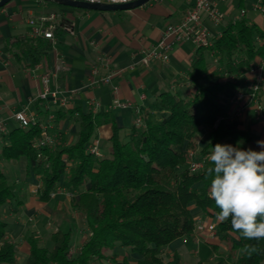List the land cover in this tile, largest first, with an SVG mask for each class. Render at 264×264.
Returning a JSON list of instances; mask_svg holds the SVG:
<instances>
[{"label": "trees", "instance_id": "trees-1", "mask_svg": "<svg viewBox=\"0 0 264 264\" xmlns=\"http://www.w3.org/2000/svg\"><path fill=\"white\" fill-rule=\"evenodd\" d=\"M53 30L60 34L63 29L55 25ZM8 44L26 67L42 62L53 49V41L45 37L19 35ZM212 57H217L213 70ZM260 58L264 59V31L243 15L229 22L212 45L198 48L188 72L196 89L186 95L163 91L155 103L156 112L144 116L142 128L133 124L126 140L121 137L122 127L113 112L103 105L97 111H83L79 106L55 111L57 121L80 112L75 139L55 147L33 146L41 136L39 124L15 127L4 134L0 160H24L27 172L33 171L41 179L43 201L49 200L60 185L68 184L71 204L90 230L73 255L69 231L53 232L52 247L29 236L25 264H101L108 259L113 264H184L178 252L165 258L163 249L177 238L194 239L197 219L192 205L205 214L215 216L217 211L205 179L210 163L199 172H191L186 167L191 151L198 149L197 136L204 128L208 142L202 153L222 140L249 138L247 131L226 124L223 97ZM36 106L41 113L47 112L38 103ZM103 124L112 128L111 155L97 157L87 147ZM15 194L14 185L0 166V264L17 261L16 246L7 238L8 223L2 217L4 205ZM217 236L226 248L204 244L195 264H264V239H242L231 230L230 222L217 224ZM117 245L129 248L138 255L137 260L131 262L125 255L118 262V255L111 253ZM245 245L255 251L245 250ZM215 255L218 259L213 262Z\"/></svg>", "mask_w": 264, "mask_h": 264}, {"label": "crops", "instance_id": "crops-1", "mask_svg": "<svg viewBox=\"0 0 264 264\" xmlns=\"http://www.w3.org/2000/svg\"><path fill=\"white\" fill-rule=\"evenodd\" d=\"M25 1L27 3L24 2L20 8L15 9L17 4L14 0L0 8V115L5 119L8 131L20 126L13 117V113L21 107H27L29 114L35 113L40 119L45 120L50 113L59 109L66 110L79 106L83 111H87V101L92 98L100 101L101 106L103 105L106 110H111L119 126L123 127L131 114L138 115L137 109L143 117L147 113H155V103L163 91L170 90L186 95L196 89L188 75L199 48L194 42L186 40L177 43L166 62L152 60L144 63L142 60L143 49L154 45L167 25L182 20L187 11L193 7L195 0H150L144 5L131 9L93 10L95 13L92 14L90 10L84 9L83 15L87 17L86 20L83 16L81 19L75 16L79 12L74 9L62 10L60 7L62 4L54 1ZM213 1L224 13V19L219 24H215L205 15L203 16L210 30L211 41L221 36L229 22L236 21L243 15L257 23L264 31V1ZM258 4L262 5L263 10L256 8ZM25 10L28 11V17L21 18ZM242 10L245 12L242 13ZM51 13L59 14L52 22L62 27V33L55 34L53 49L47 58L34 67H26L10 51L8 40L19 35L30 36L28 19L33 17L40 20L41 17ZM66 13L69 15H65ZM67 25L72 31L66 29ZM102 54L110 55L112 67L120 72L110 84L88 88L85 84L91 74V67ZM212 55L210 53V56ZM59 56L67 62L68 70L61 72L52 84L59 86L60 94L63 95H69L71 89L76 90L70 95L67 107L58 103H48L38 98L42 90L40 75L47 70H54ZM212 59L211 70L216 66L217 57H212ZM256 65L260 68L249 69L241 76V82L227 89L224 95V102L227 105L226 124L247 131L249 138L239 141L222 140L220 144L239 145L243 149L260 150L256 141L264 140V90L255 97L253 85L258 81L260 73L264 75V59H258ZM105 71L104 68H100L101 74ZM113 85L119 86L116 94L112 90ZM238 89H241L242 96L236 99L235 94ZM115 96L123 102H132L133 106L126 108L112 106ZM37 103L42 110L47 112L41 113L36 106ZM259 103L262 113L258 109ZM79 114L77 110L71 117L67 116L58 121L54 119L50 132L58 135L62 143L69 142L67 137L70 130L74 128V125L70 123V118L78 119ZM111 134L110 124H103L98 128V135L101 139H109ZM3 137L4 135L0 134V149ZM197 142L198 149L202 150L200 138ZM211 149L212 147L209 151ZM0 164L4 168L17 170L16 181L20 185L15 188V197L9 200L6 203L7 206L2 209V217L8 223L7 238L14 242L17 250L15 264H19L24 257L26 261L30 250L29 236L40 238L41 245H43L45 239L51 238L52 233L58 229L71 233L70 253L72 255L77 253L89 237L90 230L81 213L72 206V192L67 185H60L51 193L49 200L43 201L40 199L41 179L33 171L27 172L24 160L1 159ZM191 207L196 214V219L201 217L206 221H215L214 215L205 214L195 205ZM195 238L188 241L186 245L191 251L197 248L199 251L194 255L199 257L204 244L221 243L218 236H211L208 231L195 235ZM182 246L186 247L184 244ZM182 246L177 248H182ZM167 248L168 245L164 249L170 252L171 249ZM131 256L132 258H129L131 262L138 258L135 253H131ZM107 264H112L110 259L107 260Z\"/></svg>", "mask_w": 264, "mask_h": 264}, {"label": "built area", "instance_id": "built-area-1", "mask_svg": "<svg viewBox=\"0 0 264 264\" xmlns=\"http://www.w3.org/2000/svg\"><path fill=\"white\" fill-rule=\"evenodd\" d=\"M1 1V0H0ZM89 2H106V3H126L130 0H84ZM261 2L264 0H260ZM257 9L263 10L261 4L256 5ZM245 10H242L244 13ZM209 18L213 23L219 24L224 19V13L220 10L217 3L213 0H195L193 7L187 11L182 20L177 23H171L165 27L158 41L151 47L143 49L142 60L144 63H149L152 60H160L166 62L169 60L170 53L172 52L174 46L181 42L190 40L194 42L198 47L210 46L212 41L210 40V30L206 25L203 16ZM59 16L58 13H51L50 15L43 16L40 20L35 18L28 19V25L30 26V36L31 37H45L52 41H55L54 26L52 22ZM66 29L72 31L69 25ZM112 59L108 54L100 55L96 63L91 67V74L87 83L85 84L88 88H94L101 85L110 84L113 79L119 74L120 70L114 69L112 67ZM253 65L251 70L259 69ZM100 68H104L105 73H100ZM68 70V64L63 57L59 56L57 64L54 70H47L40 75L42 82V90L38 94V98L42 101L58 103L63 107H67L70 102V95L75 93V89L69 91V95L60 94L61 91L59 86H53L52 81L57 80L59 74L63 71ZM119 86L113 85V92L116 94L118 92ZM254 95H258L264 90V75L259 74L258 81L253 85ZM242 96L241 89H238L235 94V98L239 99ZM88 109L97 111L101 107L100 101L92 98L87 101ZM112 106L114 107H130L133 106L130 101H121L117 96L113 99ZM259 112L262 113V107L259 103ZM240 110H242L240 108ZM137 117L135 123L138 125L144 124V117L140 110L137 109ZM13 117L19 122L20 127L27 128L31 125L39 124L41 127V136L33 141V146L36 149H41L42 147L51 146L55 147L58 144H62V140L58 135H54L50 132L53 127V121L55 119V114L50 113L45 120L38 117L37 114H29L27 107H21L13 113ZM8 133V128L5 119L0 115V134L4 135ZM100 139L95 137L87 147V151L97 157H103L104 154L99 147ZM211 151H208L200 156L192 155L188 162V169L191 172H199L203 170L209 163L208 156ZM41 154L39 153L38 156ZM217 222L216 221H206L205 219L199 217L197 218V224L195 228V235L201 234L204 231H208L209 235L217 236ZM186 242L187 239L184 238ZM216 256V255H215ZM214 256V257H215Z\"/></svg>", "mask_w": 264, "mask_h": 264}, {"label": "clouds", "instance_id": "clouds-1", "mask_svg": "<svg viewBox=\"0 0 264 264\" xmlns=\"http://www.w3.org/2000/svg\"><path fill=\"white\" fill-rule=\"evenodd\" d=\"M259 151L217 143L208 156V196L217 223L230 222L231 230L245 240L264 239V140ZM247 251H255L245 245Z\"/></svg>", "mask_w": 264, "mask_h": 264}, {"label": "rangeland", "instance_id": "rangeland-1", "mask_svg": "<svg viewBox=\"0 0 264 264\" xmlns=\"http://www.w3.org/2000/svg\"><path fill=\"white\" fill-rule=\"evenodd\" d=\"M14 1L17 4L15 9L16 8H20L24 4V2L27 3L25 0H14ZM33 1H35V0H33ZM60 7H61L62 10H65V11H70V10H73V9L76 10L79 13L77 15H75V16L79 17V19H81L82 16H83L84 20H86V18H87L86 16L83 15V13L85 12L84 9L72 8L71 6H67V5H60ZM88 10H90V9H88ZM89 12L91 14L95 13L93 10H90ZM67 14L68 13H66L65 15H67ZM23 17L24 18L28 17V11L27 10L22 12L21 18H23ZM208 55H209V53H208ZM224 99H225V97H223V100ZM136 117H137L136 114L135 115L131 114L130 115V119H127L125 121L124 126L122 127L121 132H120L121 137H122L123 140H126L128 138L129 128L131 126V123L134 122V120H136ZM70 120H71L70 123H72L74 125L73 126L74 128H72L70 130V134L67 137L68 141H71V140L75 139L76 134H77V132L79 130V120L75 119V118H70ZM134 124H136V123L134 122ZM142 126H143L142 124L138 125L139 128H142ZM98 137H99V135H98ZM198 138H200V145L204 147L207 144V142H208L207 128H204L201 131V133L197 136V139ZM99 139H100V144H99L100 150L102 151V153L105 156H110L111 155V144H110L109 139H101L100 137H99ZM65 140H66V138H65ZM218 143H220V142H218ZM191 154L197 157L199 154H202V151L199 150V149H196V150L191 151ZM191 156H190V158H191ZM0 166L2 167V170L6 173V175L9 177L10 183L13 184L15 186V188L19 187L20 185L17 184V181H16V178H17V175H18L17 170H11V169H8V168H4L1 164H0ZM188 166L189 165L187 164L186 167H188ZM66 185H68V184H66ZM6 206L7 205L5 204L4 207H6ZM8 231H9V229L6 228V232H8ZM187 242H188V240L185 242L184 238H182V237L175 239L174 241H172L168 245L167 249H171L170 252L168 250H165V249L163 250V252H162L163 256L165 258H169L175 252H178L181 255V258H182V261H183L184 264H195V262L199 259V256H195L194 254H197V251H199V250L196 248L194 251H191V249L187 248V245H186ZM183 244L186 247H183L182 246ZM220 244H221V249L224 250L226 248V246L222 242ZM43 245L46 246V247H52L53 242H52L51 238L48 237L47 239H45ZM179 246H182V248H177ZM111 253H116L118 255V258L116 259L118 262L121 260L119 257H123L125 255H129V258H132L131 251L129 250V248L121 246V245H117L116 248L113 251H111ZM217 259L218 258L215 256L212 259V261L215 262V261H217ZM116 260H114V261H116ZM103 262L105 264H107V260H104ZM110 262H111V259H110ZM111 263L113 264L114 262H111ZM19 264H25V257H24V259H22V261Z\"/></svg>", "mask_w": 264, "mask_h": 264}, {"label": "water", "instance_id": "water-1", "mask_svg": "<svg viewBox=\"0 0 264 264\" xmlns=\"http://www.w3.org/2000/svg\"><path fill=\"white\" fill-rule=\"evenodd\" d=\"M11 0H1L0 8L9 3ZM57 2L62 5H67L71 7H78L90 10H100V11H117L135 8L144 5L150 0H130L126 3H106V2H89L84 0H50Z\"/></svg>", "mask_w": 264, "mask_h": 264}]
</instances>
